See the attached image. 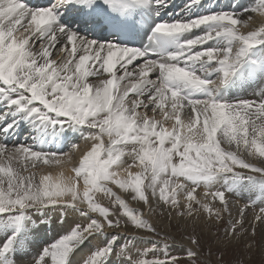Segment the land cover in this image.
Returning <instances> with one entry per match:
<instances>
[{
	"label": "snow or ice",
	"instance_id": "snow-or-ice-1",
	"mask_svg": "<svg viewBox=\"0 0 264 264\" xmlns=\"http://www.w3.org/2000/svg\"><path fill=\"white\" fill-rule=\"evenodd\" d=\"M76 2L54 0L48 8L31 9L21 0H0V98L9 108L15 106L18 113L42 123L81 126L82 140L91 142L90 150L73 168L74 175H65L72 150L39 151L32 145L10 146L0 139V215L53 208L72 209L84 218L45 250L37 264H48L46 257L51 264H66L79 243L105 235L111 238L84 264H107L112 256L121 264H179L176 257L141 259L156 250L155 241L153 248L141 253L137 241L142 237L125 235L120 243L119 231L107 232L127 227L122 222L126 217L136 230L159 235L144 214L130 210L109 185L131 193L132 199L142 201L154 213L151 196L158 207L163 205L160 215L166 214L168 219L173 214L191 218L201 211L217 221L222 212L231 216L227 197L231 188H216L203 198L197 189L215 188V178L225 173L234 180L244 178L245 172L264 177V94L258 100L235 103L217 98L250 50L264 45V23L242 31L253 21L252 13L259 11L264 16V4L246 9L250 13L246 17L243 12H220L156 24L155 43L175 48L157 59L147 49L99 43L61 25L59 10ZM106 2L116 11H126L149 0ZM198 3L191 0L188 7ZM201 28L199 35L179 40L181 34ZM213 41L218 42L213 45ZM168 121L174 122L171 128L166 126ZM15 124L6 125L3 132L8 133ZM42 165H55L61 171L56 176L24 175ZM133 167L140 171H131ZM98 193L115 197L123 212L98 203ZM217 200L222 209L213 207ZM245 208L239 210V220L231 221L226 239L239 235ZM254 222L264 226V207ZM255 232L253 226V239ZM189 240L188 255L198 259L200 240L195 236ZM167 248L165 242V255Z\"/></svg>",
	"mask_w": 264,
	"mask_h": 264
},
{
	"label": "bare ground",
	"instance_id": "bare-ground-1",
	"mask_svg": "<svg viewBox=\"0 0 264 264\" xmlns=\"http://www.w3.org/2000/svg\"><path fill=\"white\" fill-rule=\"evenodd\" d=\"M21 2L27 4V0H21ZM190 3L191 0H159V3L158 0H149V3L141 4L140 6L146 7L147 11L149 13H152L156 17V19L160 18L159 23H161V22H173L177 20L187 21L195 17L208 15L212 13H220V12H234V13L243 12L246 17L247 15L250 14L249 12H245L246 9H251L260 4H264V0H199L198 4H195L192 7H188ZM48 7L35 6L29 8L42 9ZM79 9H81L80 6ZM81 10L86 11V9H81ZM59 11H60V15L58 17V22L61 25L66 26V28L77 32L79 35L89 40L97 41L99 43L117 44L115 43L113 38H102L97 35L99 31L104 32L105 28L100 27L99 31L95 32L96 31L95 29H97V27H99L100 25H104V27H106L104 23L102 22L98 23L94 21L92 24H83L82 21H79L78 19L80 18V16H82L83 13L80 12L82 13L80 14L79 12H76L79 14H70L67 12L66 6L62 7ZM252 15H253V21L250 23L249 28L242 29V31L252 30L254 27H257L261 23H264V16L260 15L259 11L252 13ZM203 30L204 29L201 28V29H196L193 32L181 34L179 36V40L183 41L184 39H190L195 35H199ZM217 42L218 41H213L211 43L215 45ZM54 58H57L55 57V53H54ZM151 78L154 79L155 74H152ZM95 79L96 78L90 77V80L94 81ZM262 94H264V45L257 46L256 48L250 50V52L245 57L244 62L241 64L238 71L233 75L232 79L224 87L220 88L219 95L217 98L224 102L235 103L238 101L249 100V99L258 100L259 96ZM5 113H7V118L4 117ZM157 118L161 119L162 116L158 115ZM13 121H16L15 126L12 129H10L8 133H4L3 128L8 124H12ZM173 123L174 122L172 121H168L166 123V126L171 128ZM83 134H84V129L81 126H76L74 124L72 125L65 124V126L61 128L60 125L52 126L48 123L40 122L35 117H27L26 113H18L15 110V106L9 108L7 106V101L4 100L3 98H0V139H3V141L9 144L10 146L32 145L33 147L36 148V150L39 151L68 153L72 150L70 153L71 162L65 165L64 167L65 175H74L73 168L79 165L83 155L88 150H90L91 142L83 141L82 140ZM105 141L107 142V138H105ZM74 145H79V146L75 149H72ZM64 159L67 160L68 157H65ZM124 159H126L128 163H131V159L129 157L126 156L124 157ZM125 167H127V165H125ZM130 170L133 172L140 171V169L136 167H133ZM60 171L61 169L55 165H42L38 168L30 169L29 172H25L24 175H28L31 172H35L37 177L41 175L56 176L59 175ZM119 171L121 172V174H126L124 173L123 169H120ZM261 179H264V177L260 178L259 181H261ZM243 181L244 180L242 179L234 180L231 174L225 173L215 178V183H214L215 188L209 190L201 186L200 189L199 188L197 189L198 196L200 198H203L205 192L215 191L216 188L221 187V188L232 189L230 193L232 194V196L228 198L230 202L231 216H229L228 212L226 213L222 212L223 217H225L226 220L229 221V225H230L229 230L231 229V221L239 220L241 218L239 210L241 208H245V205H248V202L250 200L258 199L260 202L263 201L264 203V198L262 197L259 198V196L263 192L262 191L263 187L261 189L260 185H250L248 183H243ZM109 186L112 187L113 191L117 192L120 198L123 199L127 204L132 203L131 206L133 207V209L130 208L131 206L128 207L130 210H137L138 212H142L145 209L144 208L145 206L143 207V204H141L137 200L132 199L131 193H125L122 190L118 189L115 185H109ZM233 195H237L238 198L243 200L244 203H241L242 202L241 201L239 204H236L232 198ZM102 197L104 196L101 195L99 199L101 200L102 204H105L106 201H103V199L105 198L102 199ZM149 199L152 203V206L156 208V211L154 213L150 212L149 208L147 207L146 213L144 212L145 213L144 217L148 216L149 221L152 220L153 222L152 224L156 225L155 227L162 225L164 228L167 229L168 219L160 220L161 218L159 217L158 214L159 211H161L163 205L158 207L151 196L149 197ZM213 207L222 209L223 205L221 203L217 204V202L214 201ZM247 208H245V212H244L243 227L247 226L248 230L246 232H238L237 230L239 235L236 238L231 239L233 242V245L231 247H238V245H240V240H244L246 242L245 244L254 245L253 241H256L257 238L256 235H258L259 236L258 241L260 242V252L261 254L264 255V253H262L261 251V249L264 248V226H262L259 222H254L255 216L257 214L250 212L249 209ZM40 211L41 213L39 212L33 220L30 221L27 220L25 223L26 218H24V223H25L24 225L21 226L19 225V223L18 224L16 223V225L14 224V226H12L9 229L11 231V233L9 234H14V235L16 234V235L15 238L10 237L11 236L10 235L0 241V264H37V261L40 259V257L45 252V250L50 249L52 246L56 244L53 243L51 239L56 236V234L53 235L54 231L56 233L58 229H61L57 225H63L66 226V228L71 229L74 228L75 225H77L79 222H83L84 219L83 217H81L78 211L72 209H68L67 213H62L59 210L62 213L61 215L57 214L58 210L57 209L55 210L53 208H46ZM94 215H98V213ZM173 217L175 219V222L176 220L177 221L179 220L181 224H183L184 226H186L187 221H191L195 225L209 226L212 229L211 233L215 231L214 227L212 226L216 224L217 220L213 216L210 218L207 215V212L205 211H201L198 216L194 215L191 218L176 217L175 214H173ZM42 218H45L46 220L47 230L51 229L50 230L51 235H49L48 233L45 234L42 233V229L40 230L34 229L33 227L34 223L38 222ZM61 219L63 221H61ZM253 226L256 229L254 239L252 236ZM127 228L128 227H124L119 230L107 229V232L113 233L115 231H119L122 236L120 243L124 242L123 236L125 235L138 236V237L142 236V235L141 236L138 235V233L135 231L136 229L130 230ZM186 228L188 235L195 236V234L189 233V228L187 226ZM238 229H240V227H238ZM137 231L139 232V230ZM135 232L137 234H135ZM18 235H20L19 238ZM145 236L148 237V234ZM110 238H111L110 235L101 236L99 238L89 237L88 239L84 240L82 243H79L78 246L75 247L74 250L70 252L69 256L67 257L66 264H77L81 262L80 260H82L81 264H84V261L91 257V255L97 250V247L103 246L102 242L107 241ZM156 239L159 238L156 237ZM153 240L156 242L155 239ZM182 240L183 242L177 241L178 245L186 246L187 249L192 248L189 239L184 238ZM10 241L11 243H9ZM151 241H147L145 237L144 238L142 237L141 240L137 241V248L141 250L144 246L145 247L150 246ZM5 246H7V251H5ZM199 257L205 260V258H203L201 255H199ZM45 259L48 260V262L51 261L50 257H46ZM211 262L212 261L209 260L208 263L212 264ZM107 264H121V262L118 257L112 256L107 260Z\"/></svg>",
	"mask_w": 264,
	"mask_h": 264
},
{
	"label": "rangeland",
	"instance_id": "rangeland-1",
	"mask_svg": "<svg viewBox=\"0 0 264 264\" xmlns=\"http://www.w3.org/2000/svg\"><path fill=\"white\" fill-rule=\"evenodd\" d=\"M22 136H24V135H22ZM260 178H262L260 173H248V172L246 173L245 172L244 178H242V180H244L243 183H248L250 185H260L261 189L263 187V189H262L263 192L261 193L259 198L260 197L264 198V179H261V181H259ZM214 183H215V180H214ZM230 193L227 195L228 198L232 196V194H230ZM100 194L104 196V197H102V199L105 198V199H103V201H106L105 204H102L101 200L99 199L101 197ZM232 198L236 204H239L241 201H242L241 203H244L243 200L239 199L237 195H233ZM95 199L102 206L109 207L110 210L123 212V209L119 208V206L115 203V197H111L110 195H107L105 193H98L96 195ZM137 201H139V200H137ZM139 202L141 204H143V207L145 206L144 207L145 209L142 211V213L145 214L148 206L144 205V203L142 201H139ZM216 202H217V204L220 203L219 201H216ZM131 204L132 203H128L127 204L128 207H130ZM263 204H264L263 201L260 202L258 199H252L248 202V208L247 209H249L250 212H253L255 214H259L260 208L263 207ZM130 208L133 209L132 206ZM57 210L58 211L60 210L62 213H67V211H65L63 209H57ZM58 211H57V214L61 215L62 213L60 211H59L60 212L59 213ZM133 211H137V210H133ZM39 212L41 213L40 210L38 211L36 209H27L26 212L22 213V214H20V213H5L3 215H0V241L2 239H4L5 237L10 236V235H11L10 237L15 238L16 234L15 235L9 234V233H11V231L9 229L12 226H14V224L16 225V223L17 224L19 223V225L22 226L26 223L27 220H29V221L33 220ZM223 213H226V212H223ZM223 213H222V219L219 221H216V224H214L212 226L215 229V231H213V233H211L212 229L207 225L202 226V225H195L191 221L186 222V226L189 228V233L195 234V237L200 240V243H201L200 249L201 250L199 249L198 253L203 258H205V260L201 259L200 257L198 259L190 257L188 255L189 249H187L186 246L178 245L177 241L183 242L182 239H184V238L189 239L190 235L187 234L186 226L181 224V222L179 220L178 221L176 220V222H175L174 217L172 219H168L166 214L162 216V215H160V211H159L158 214H159V217L161 218L160 220H164V219L167 220L168 219V223H167L168 228L167 229L164 228L162 225H159L158 227H156L159 235H156V234L150 233V232H146L143 230H141V231L139 230V232H138L137 230H135L134 226L131 225L130 222H127L126 217H122V222L127 223V227H128L127 229L135 230L139 236L142 235L141 237H143V238L145 237L147 239V241H151V239H152V241H151L152 243L150 242V246H146L147 249H151L154 247V245H153L154 240L153 239H155L156 242H158V243H155L156 244L155 245L156 250L154 252H149L147 256L141 255L140 256L141 259L143 258V259H148V260H152V259H159V260L169 259L170 260L172 257H176L179 261V264H209L208 263L209 260L212 261L211 262L212 264H261V262L264 261V255L261 254V252H260V242L258 241L259 236L256 235L257 238H256V241H253L254 248L252 250H249V245L245 244L246 242L244 240H240V245H238V247H231L233 245L232 240H227L225 238V232H226V230H229L230 225H229V221H227L226 218L223 217ZM207 215L209 216L208 213H207ZM213 217H215V216L213 215ZM24 218H26L25 223H24ZM144 218L148 219V216H145ZM61 221H63V220L61 219ZM149 222L153 223L152 220ZM79 223H81V222H79ZM227 224H228V227H227ZM153 225L156 226L155 224H153ZM57 226H59L61 229H58L56 231V233L54 231L53 235L56 234V236L51 239V241L53 243H57L60 238L70 234V232L75 228L74 227V228L68 229V228H66V226H63V225H57ZM33 227L35 230L42 229V233H44V234L48 233L49 235H51V231H50L51 229L47 230L45 218H42L38 222H35ZM237 230H238V232H246L248 230V227L246 226V227H243L240 229L237 228ZM136 232H135V234H137ZM144 234L145 235L148 234V237L149 236L150 237L148 238ZM241 236H242V234H241ZM19 237H20V235H18V238ZM156 237L159 239H156ZM165 242L168 245L167 255H165V252H164V243ZM146 247L144 246L142 249L145 250ZM142 249L140 250L141 253L144 251ZM80 261L82 262V260H80ZM81 262H79L77 264H81ZM48 264H51V261H49Z\"/></svg>",
	"mask_w": 264,
	"mask_h": 264
}]
</instances>
